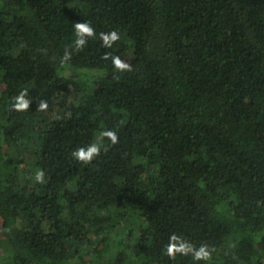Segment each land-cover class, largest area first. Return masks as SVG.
<instances>
[{
  "label": "trees",
  "instance_id": "16d2710c",
  "mask_svg": "<svg viewBox=\"0 0 264 264\" xmlns=\"http://www.w3.org/2000/svg\"><path fill=\"white\" fill-rule=\"evenodd\" d=\"M0 264H264V0H0Z\"/></svg>",
  "mask_w": 264,
  "mask_h": 264
},
{
  "label": "clouds",
  "instance_id": "9594fccd",
  "mask_svg": "<svg viewBox=\"0 0 264 264\" xmlns=\"http://www.w3.org/2000/svg\"><path fill=\"white\" fill-rule=\"evenodd\" d=\"M73 30L75 35V40L73 44L65 48L63 56L61 58V64H65L71 59L73 49L75 51H81L86 46L89 38H98L103 47L112 48L120 39V33L117 30H112L109 32H100L97 36L95 28L90 22H76L73 24ZM102 60L111 61L112 67L115 69L116 73L132 72L133 66L122 59L119 55H112L111 53H105ZM114 79L118 80L119 76H114ZM28 90L24 89L19 92L18 95L12 98V110L17 112H24L29 110L32 101L27 98ZM49 105L46 101L41 100L37 106V111H46ZM109 142L108 145L103 143L104 140ZM119 143V136L114 130H102L99 133L97 141L90 142L85 146H80L74 149L71 156L74 160L81 164H90L95 158L101 155L102 151H107L109 146H115ZM37 183L45 182L44 172L38 171L35 175ZM213 250L210 249L206 244H201L199 247L191 243L190 241L184 239L175 233L168 237V242L165 245V254L170 259H175L177 255L180 256H191L194 261H208L212 257Z\"/></svg>",
  "mask_w": 264,
  "mask_h": 264
},
{
  "label": "rangeland",
  "instance_id": "374dc122",
  "mask_svg": "<svg viewBox=\"0 0 264 264\" xmlns=\"http://www.w3.org/2000/svg\"><path fill=\"white\" fill-rule=\"evenodd\" d=\"M49 109H50V108L48 107V109H47L46 111H43V112H41V113L45 115V114H47V112L49 111Z\"/></svg>",
  "mask_w": 264,
  "mask_h": 264
}]
</instances>
